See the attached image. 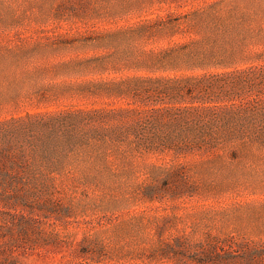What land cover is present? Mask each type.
I'll return each mask as SVG.
<instances>
[{
	"label": "rangeland",
	"instance_id": "374dc122",
	"mask_svg": "<svg viewBox=\"0 0 264 264\" xmlns=\"http://www.w3.org/2000/svg\"><path fill=\"white\" fill-rule=\"evenodd\" d=\"M259 65L264 0H0V138L27 161L0 216L54 203L46 231L102 245L99 264H196L213 246L264 264V128L235 117L264 93L229 96L221 75ZM183 105L191 128L163 110Z\"/></svg>",
	"mask_w": 264,
	"mask_h": 264
},
{
	"label": "trees",
	"instance_id": "16d2710c",
	"mask_svg": "<svg viewBox=\"0 0 264 264\" xmlns=\"http://www.w3.org/2000/svg\"><path fill=\"white\" fill-rule=\"evenodd\" d=\"M221 75L225 77V81L222 82L231 85L233 88L229 96L232 94L240 95L243 89L257 86H261L260 92L264 93V65L224 72ZM215 84L223 83L209 82L205 87L211 88ZM192 93L191 90L188 93L190 99ZM202 100L207 102L205 98H202ZM259 105H261L260 108L250 112V114H245V117H243V115H235V117L238 119L241 117L246 119L248 117L246 121H249L251 126L254 128H264V102ZM163 110L172 119L176 127L191 128V105H183L176 110ZM135 111L138 112L136 128H145L144 119L141 116L143 112L138 111V109ZM216 116L219 117V114L216 113ZM232 118L234 119V116H232ZM160 120L161 119L158 121ZM8 136L9 133L7 132L4 138H0V188H5L7 190L11 189V187L17 183L23 184V165L27 162L24 154L22 155L16 152L10 153L8 148L11 146L8 141ZM20 139L21 137L19 136L17 144L21 142ZM21 143L25 145L24 142ZM31 143L34 144V141ZM46 208L47 209L42 208L41 206L30 207L26 204H22L20 210L18 206H12L11 210H7L8 212H3L1 214L0 264H47L46 260L54 258L56 261H59L60 264H82L79 259L85 257H89L92 260V262H88L87 264H99L102 262V245L97 246V250H95L90 243H87L88 246L86 245V249L81 252L78 250V246L60 240L58 235H55L54 232H47L45 229L47 224L45 218H59L62 216V212L58 210L54 203L49 207L46 206ZM36 211H42L43 215L37 217L35 214ZM177 246L179 247L178 250ZM181 249L184 251L186 250L183 246H180V244H167L163 249L162 256L170 257L172 253L180 256L179 251H181ZM215 249V246L212 247V251L209 249V255L206 261L194 260V263L236 264V261H238L237 258L231 257V254L228 252L221 250L223 252L221 253ZM187 262L191 264V259Z\"/></svg>",
	"mask_w": 264,
	"mask_h": 264
}]
</instances>
